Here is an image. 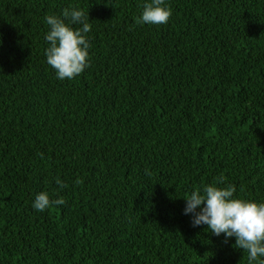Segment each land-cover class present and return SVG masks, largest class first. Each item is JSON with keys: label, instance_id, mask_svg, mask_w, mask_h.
<instances>
[{"label": "trees", "instance_id": "trees-1", "mask_svg": "<svg viewBox=\"0 0 264 264\" xmlns=\"http://www.w3.org/2000/svg\"><path fill=\"white\" fill-rule=\"evenodd\" d=\"M151 2L0 0V264H248L183 198L264 203V0L136 23ZM66 8L89 14V66L61 80L45 17ZM41 192L66 203L37 211Z\"/></svg>", "mask_w": 264, "mask_h": 264}, {"label": "clouds", "instance_id": "clouds-1", "mask_svg": "<svg viewBox=\"0 0 264 264\" xmlns=\"http://www.w3.org/2000/svg\"><path fill=\"white\" fill-rule=\"evenodd\" d=\"M165 0H152L144 5L142 16L136 23L161 25L168 22L171 11L163 6ZM61 19L56 15H47L45 21L50 26L45 39L49 43L45 55L47 63L56 70L57 78L72 79L82 73L88 64L89 42L85 34L90 31L88 23L89 14L77 8H66L63 10ZM65 19L69 21L65 23ZM81 24V28L73 29L70 25ZM43 158V153H40ZM223 183L224 177L217 178ZM56 183L61 188L65 187L59 177ZM80 183V181H77ZM236 188L234 185L217 187L215 184L204 185L202 192L196 189L190 195L184 197L186 207L184 213L192 214L193 226L207 225L211 233L235 237V247L248 252V264H253L259 257H264V203L234 199L233 194ZM66 201L50 199L46 192L39 193L33 203L37 211H44L53 205H63ZM199 209V210H197ZM264 264V259L259 260Z\"/></svg>", "mask_w": 264, "mask_h": 264}]
</instances>
